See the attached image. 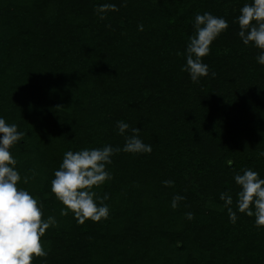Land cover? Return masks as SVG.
I'll return each instance as SVG.
<instances>
[{
  "label": "trees",
  "instance_id": "obj_1",
  "mask_svg": "<svg viewBox=\"0 0 264 264\" xmlns=\"http://www.w3.org/2000/svg\"><path fill=\"white\" fill-rule=\"evenodd\" d=\"M64 1L48 35L26 33L5 9L0 19V118L26 133L11 152L19 187L42 203L45 219L56 218L44 235L49 245L85 237L92 228L70 211L62 216L64 206L50 190L64 153L104 145L123 149L131 128L139 127L152 151L121 150L111 157V179L94 189L98 197L109 196V216L99 225L109 223L108 231L124 226L118 239L129 236L136 245L156 242L142 245L150 255L143 264H264V227L238 211L234 180L245 168L264 178V65L256 60L260 50L239 38L236 22L251 0ZM105 3L119 10L98 13ZM205 12L225 18L229 27L202 58L208 76L193 82L181 69L194 18ZM18 49L24 51L20 61L5 65L6 52ZM37 112L49 114V129L28 119ZM121 120L130 125L124 135L116 127ZM200 186L213 207L200 199ZM221 192L233 197L235 223ZM177 194L186 199L173 209ZM104 238L99 233L85 248L96 249ZM106 245L101 242V250L109 255ZM43 261L38 257L33 264Z\"/></svg>",
  "mask_w": 264,
  "mask_h": 264
},
{
  "label": "clouds",
  "instance_id": "obj_2",
  "mask_svg": "<svg viewBox=\"0 0 264 264\" xmlns=\"http://www.w3.org/2000/svg\"><path fill=\"white\" fill-rule=\"evenodd\" d=\"M126 6V4H125ZM118 11L112 3L98 5L96 11ZM237 17L239 25L238 36L245 45L252 44L260 50L256 60L264 65V0H251L239 10ZM101 19L105 17L100 16ZM194 32L189 37L186 47V64L182 71L189 73L193 82H199L200 77L208 76L209 66L203 62V57L211 51V44L228 29V21L212 13H197L194 18ZM143 30V25H138ZM216 76L215 72L211 74ZM119 134L130 129L124 121H117ZM141 129L131 128V135L125 137L123 149L104 145L99 148H84L77 151L68 150L64 153L59 168L54 171L50 182V190L56 199L64 206L61 215L72 212L79 223L86 220L100 222L109 216V207L104 201L109 199L107 193L98 197L95 188L111 179L107 165L112 163L111 157L121 150L130 153H151L150 144H145L139 137ZM26 133L18 130L15 123L8 124L0 118V264H33L34 259L46 257L42 237L46 230L56 226L54 216L44 217L42 203L28 190L19 187L21 174L17 170V160L11 149L23 140ZM264 156V152L259 153ZM34 176V174H33ZM30 177L25 175L23 183L27 184ZM236 184L240 187L237 193V209L247 216H255V226L264 227V178L250 168H245L234 175ZM166 186H173L174 181L166 180ZM186 197L175 195L172 198L173 209ZM220 199L232 223L237 220L236 211L231 207L233 197L228 192H221ZM99 200V203L97 201ZM186 218H194L193 213L185 214Z\"/></svg>",
  "mask_w": 264,
  "mask_h": 264
},
{
  "label": "rangeland",
  "instance_id": "obj_3",
  "mask_svg": "<svg viewBox=\"0 0 264 264\" xmlns=\"http://www.w3.org/2000/svg\"><path fill=\"white\" fill-rule=\"evenodd\" d=\"M64 0H7L0 6V19L2 12L9 13L10 17H15L23 22L26 27V33L36 35L39 32H46L49 34V21L55 22L56 16L65 11ZM24 51L18 49L17 51L11 50L10 53L4 56V62L7 66H13L18 63L21 56H24ZM28 119L43 128L49 129L52 123L49 114L37 112L29 115ZM204 186L197 187L200 199L205 202L206 206L213 207L212 198L202 190ZM92 226L90 233L85 237L68 238L65 243L61 245L50 244L49 239L42 237L45 250L48 255L43 261L45 264H143L140 260L145 257L150 259L148 248L156 246V242L149 241L145 244V249L142 245H136L133 238L129 236L124 239H118L124 226L113 225L112 229L108 231L107 226L109 223L93 222L90 219L86 220ZM101 222V221H100ZM93 223V224H91ZM105 234L104 240L96 241V249H86L85 245L92 240H96L99 235ZM94 242V241H92ZM101 242L106 245L107 254L104 255L101 250ZM125 244L123 247L118 244ZM145 253V255H143ZM149 256V257H148ZM123 259L122 261L120 259ZM146 261V260H144ZM147 264V263H146ZM163 264V263H160Z\"/></svg>",
  "mask_w": 264,
  "mask_h": 264
}]
</instances>
